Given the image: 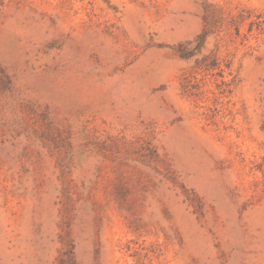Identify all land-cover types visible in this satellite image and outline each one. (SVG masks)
Listing matches in <instances>:
<instances>
[{"label": "rangeland", "instance_id": "rangeland-1", "mask_svg": "<svg viewBox=\"0 0 264 264\" xmlns=\"http://www.w3.org/2000/svg\"><path fill=\"white\" fill-rule=\"evenodd\" d=\"M0 264H264V0H0Z\"/></svg>", "mask_w": 264, "mask_h": 264}]
</instances>
